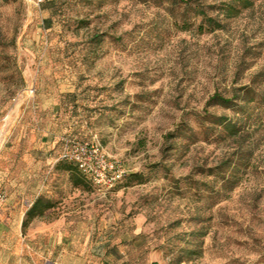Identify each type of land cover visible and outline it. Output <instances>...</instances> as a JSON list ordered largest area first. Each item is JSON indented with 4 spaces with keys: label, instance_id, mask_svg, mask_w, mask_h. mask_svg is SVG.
I'll use <instances>...</instances> for the list:
<instances>
[{
    "label": "rangeland",
    "instance_id": "374dc122",
    "mask_svg": "<svg viewBox=\"0 0 264 264\" xmlns=\"http://www.w3.org/2000/svg\"><path fill=\"white\" fill-rule=\"evenodd\" d=\"M184 1L0 0V171L32 170L48 137L95 141L125 178L76 186L37 157L39 223L123 264H264V0L229 19L225 0Z\"/></svg>",
    "mask_w": 264,
    "mask_h": 264
},
{
    "label": "crops",
    "instance_id": "0c3cea01",
    "mask_svg": "<svg viewBox=\"0 0 264 264\" xmlns=\"http://www.w3.org/2000/svg\"><path fill=\"white\" fill-rule=\"evenodd\" d=\"M56 145L52 137L34 143L24 162L32 164L28 172L19 169L21 161L15 170L13 164L0 171V264H123L106 241L93 242L87 231H78L75 225L64 220L47 224L39 223L40 218L27 220L41 193L37 157H41L40 165L51 164L46 157L50 152L57 156L61 145Z\"/></svg>",
    "mask_w": 264,
    "mask_h": 264
},
{
    "label": "built area",
    "instance_id": "2783aa9c",
    "mask_svg": "<svg viewBox=\"0 0 264 264\" xmlns=\"http://www.w3.org/2000/svg\"><path fill=\"white\" fill-rule=\"evenodd\" d=\"M61 141L63 148L58 160L76 165L81 175L97 191H110L124 179L123 171L106 159L95 141H79L69 137Z\"/></svg>",
    "mask_w": 264,
    "mask_h": 264
},
{
    "label": "trees",
    "instance_id": "16d2710c",
    "mask_svg": "<svg viewBox=\"0 0 264 264\" xmlns=\"http://www.w3.org/2000/svg\"><path fill=\"white\" fill-rule=\"evenodd\" d=\"M255 1H260V0H225V3H223L222 6V10H221V14L222 16H224V18L229 19L232 17H236L238 16L242 10H247L249 8L252 7L253 3ZM180 2H185L184 0H180ZM204 14V13H203ZM204 18L206 20H208V22L217 29L222 28V25L215 21L214 19H211L209 17H207V15H204ZM233 100L236 99H225L222 96H220L219 94H214L210 100L208 101V104H217V105H221L223 107H229L230 105L233 104ZM217 124L218 125H225V128L227 130H229L230 133L232 134H236L239 130V125L233 123V122H229V123H225L226 120L223 119V117H218L217 119ZM72 138V137H69ZM74 139V138H73ZM60 152L57 154V156L55 157L56 159V163H66L69 164L70 166L66 168V171L69 172L73 178H79V181L77 179L75 185L78 186L80 185L82 182L80 181V177H78V173L81 176L82 179L86 180L87 182H89L84 176L81 175V173L79 172L78 168L76 167V165H74L73 163L70 162H65V161H61L58 160L59 155L62 151L63 148V143L62 141H60ZM125 178V177H124ZM81 179V180H82ZM90 183V182H89ZM91 184V183H90ZM36 207L32 208L30 211L27 212V220H32L34 218H41L44 216L45 212L49 209H51L53 207V204L51 202H44L41 198H39L36 203H35Z\"/></svg>",
    "mask_w": 264,
    "mask_h": 264
}]
</instances>
